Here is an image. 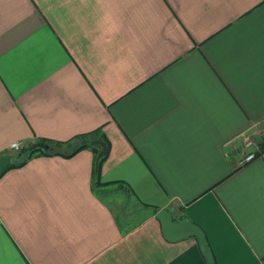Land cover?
<instances>
[{"label": "crops", "instance_id": "crops-1", "mask_svg": "<svg viewBox=\"0 0 264 264\" xmlns=\"http://www.w3.org/2000/svg\"><path fill=\"white\" fill-rule=\"evenodd\" d=\"M94 129L122 185L87 148L6 169L0 264H207L162 208L264 264V0H0V156Z\"/></svg>", "mask_w": 264, "mask_h": 264}, {"label": "trees", "instance_id": "trees-1", "mask_svg": "<svg viewBox=\"0 0 264 264\" xmlns=\"http://www.w3.org/2000/svg\"><path fill=\"white\" fill-rule=\"evenodd\" d=\"M38 142H45L53 146V150L46 151L40 147L33 148L31 150L24 146L18 152V156H23L22 160L18 163H12L3 168L1 173L10 167L23 165L30 157L35 154L43 155H62V156H72L82 149H90L94 154V164L92 169V185L95 189V193L102 197V195H107L109 186L114 183L117 185H122L120 182H103L100 176L101 165L105 158L107 157L110 144L106 139L104 133L101 129H94L90 132L80 134L74 137L71 141H51V140H39ZM105 197V196H104Z\"/></svg>", "mask_w": 264, "mask_h": 264}, {"label": "water", "instance_id": "water-1", "mask_svg": "<svg viewBox=\"0 0 264 264\" xmlns=\"http://www.w3.org/2000/svg\"><path fill=\"white\" fill-rule=\"evenodd\" d=\"M40 147L43 150L51 151L53 146L45 142H34L27 146V149ZM23 156L19 158L11 157L10 155L0 156V173L3 168L12 163H18L22 160ZM157 218L161 221L162 232L164 236L171 241L178 240L184 237L194 236L198 240L201 252L206 258L207 264H214L210 250L205 244V239L202 230L191 221H175L172 214L165 208L160 209L156 213Z\"/></svg>", "mask_w": 264, "mask_h": 264}, {"label": "built area", "instance_id": "built-area-1", "mask_svg": "<svg viewBox=\"0 0 264 264\" xmlns=\"http://www.w3.org/2000/svg\"><path fill=\"white\" fill-rule=\"evenodd\" d=\"M240 136L242 137V142H243V145L245 147H248L251 145V143H252L251 138L245 132H241L240 134H238L237 137H240ZM9 147L19 150L23 147V145L20 141H13L9 144ZM254 158H255V153L249 152V153L245 154L242 159L239 160V163L242 164V163L248 162Z\"/></svg>", "mask_w": 264, "mask_h": 264}, {"label": "rangeland", "instance_id": "rangeland-1", "mask_svg": "<svg viewBox=\"0 0 264 264\" xmlns=\"http://www.w3.org/2000/svg\"><path fill=\"white\" fill-rule=\"evenodd\" d=\"M251 141H252V139H251ZM253 145V141H252V143H251V145L250 146H252ZM14 152H17V151H14ZM251 161V160H250ZM244 163H246V162H244ZM243 164V163H242Z\"/></svg>", "mask_w": 264, "mask_h": 264}]
</instances>
